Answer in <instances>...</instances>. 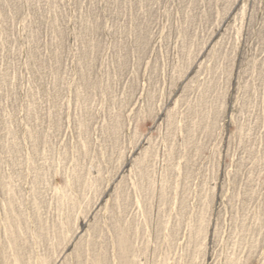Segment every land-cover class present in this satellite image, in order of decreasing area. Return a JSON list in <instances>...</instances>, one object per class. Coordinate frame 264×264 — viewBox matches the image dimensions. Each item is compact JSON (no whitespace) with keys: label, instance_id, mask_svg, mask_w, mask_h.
<instances>
[{"label":"rangeland","instance_id":"obj_1","mask_svg":"<svg viewBox=\"0 0 264 264\" xmlns=\"http://www.w3.org/2000/svg\"><path fill=\"white\" fill-rule=\"evenodd\" d=\"M0 264H264V0H0Z\"/></svg>","mask_w":264,"mask_h":264}]
</instances>
